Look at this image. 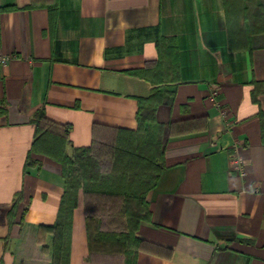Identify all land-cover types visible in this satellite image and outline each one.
<instances>
[{"label":"crops","instance_id":"0c3cea01","mask_svg":"<svg viewBox=\"0 0 264 264\" xmlns=\"http://www.w3.org/2000/svg\"><path fill=\"white\" fill-rule=\"evenodd\" d=\"M247 34L234 33L227 0H0V53L11 56L0 70V264H51L57 250L42 226L57 221L65 178L41 148L28 161L37 112L70 126L71 152L95 132L135 131L139 98L168 85L156 108L164 167L135 233L158 247L134 264H264V34ZM156 67L163 81L144 76ZM98 230L80 196L68 264H126L128 246L93 243Z\"/></svg>","mask_w":264,"mask_h":264},{"label":"trees","instance_id":"16d2710c","mask_svg":"<svg viewBox=\"0 0 264 264\" xmlns=\"http://www.w3.org/2000/svg\"><path fill=\"white\" fill-rule=\"evenodd\" d=\"M247 35L248 39H251L250 35ZM170 43L172 44L171 46ZM159 46L160 48L168 47L170 61L177 63V55L175 53L177 49L173 41H168L167 38L162 37L159 40ZM175 69L170 65L168 71L173 70L174 72ZM143 74L153 81H156V79L163 81V76L166 73L163 74V70L156 67L145 70ZM168 92H171V88L168 86L164 89L155 87L148 97L139 98L138 128L135 131L110 128L103 133L97 134L95 132L92 145L86 147L72 146L71 152L66 149L70 141V126H66L61 131L45 117L43 110L37 112V139L33 150L29 153L28 161L29 163H36L37 160L32 157V152H38L41 148L43 153L61 162L65 178V192L62 197L57 221L53 225L42 226L43 230L53 234L55 245H57V250L52 254L51 264H68L69 262L73 215L80 196L83 198L85 213L99 217V230L97 233H92L90 237L93 243L111 240L126 244L129 248L126 250V264H134V254L138 249L158 247L149 241L137 237L135 233L141 222L147 220L150 216V206L146 201V194L151 188L156 186L164 167L163 124L157 122L156 108L162 103L164 93ZM259 117L262 123L264 141L263 110L259 112ZM126 135H131L135 138L145 137V141H138L137 144L141 143L144 147H149L148 154L145 155L140 152L136 143L132 144L133 147L136 144V149L122 148L123 145L120 144V140L122 137H127ZM40 139H50L49 145H46L45 148L42 147L39 143ZM116 175L123 177V179L125 178L124 180L128 179L127 181L129 182L144 177L142 179L144 182L142 185L144 186L140 191L130 190L127 187L129 186L127 181H123V184L117 185L115 189L103 186L107 177ZM132 196L138 197L135 205L130 204V197ZM118 213H126L129 216V222L135 221L137 224L131 234L127 233L125 222H120V229L117 232L115 230L112 231L110 228L107 217Z\"/></svg>","mask_w":264,"mask_h":264},{"label":"rangeland","instance_id":"374dc122","mask_svg":"<svg viewBox=\"0 0 264 264\" xmlns=\"http://www.w3.org/2000/svg\"><path fill=\"white\" fill-rule=\"evenodd\" d=\"M227 6L229 10V19L231 27L233 28L234 33L243 35L244 33L253 34H264V0H227ZM249 19L252 20V25H250ZM166 75V74H165ZM167 76V75H166ZM171 78L173 77V70H171L168 74ZM171 86V85H168ZM127 136V135H126ZM138 139V140H136ZM122 140V142H121ZM120 140V144L123 145L122 148H131L136 149V144L138 141H145V137L135 138L134 136H127L122 137ZM136 143L133 147L132 144ZM140 152L143 154H148L149 147H144L143 144H137ZM125 179V178H124ZM123 177H119L118 175L107 177L104 180L103 186L109 189H115L117 185H122L123 181H127L128 179L124 180ZM143 178H139L136 181H127L129 186H127L130 190H137L140 191L144 185ZM108 182V183H106ZM112 182V183H110ZM107 185V186H106ZM109 186V187H108ZM130 204L135 205L137 204L138 197H130ZM129 216L126 213H118L117 215H111L107 217L108 223L110 224V228L112 231H116L120 229V222H125L126 231L127 233L131 234L134 227L137 226L135 221L129 222ZM19 245L26 246V242L23 238H20ZM14 250H16L14 248ZM52 259V255L46 257L47 259Z\"/></svg>","mask_w":264,"mask_h":264},{"label":"built area","instance_id":"2783aa9c","mask_svg":"<svg viewBox=\"0 0 264 264\" xmlns=\"http://www.w3.org/2000/svg\"><path fill=\"white\" fill-rule=\"evenodd\" d=\"M10 59H11L10 55L0 53V70ZM234 162L240 164L241 160L239 158H235Z\"/></svg>","mask_w":264,"mask_h":264}]
</instances>
